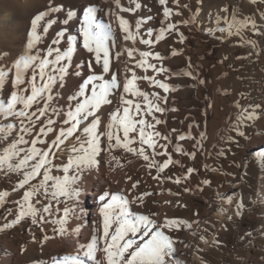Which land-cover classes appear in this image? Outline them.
<instances>
[{
	"label": "snow or ice",
	"instance_id": "1",
	"mask_svg": "<svg viewBox=\"0 0 264 264\" xmlns=\"http://www.w3.org/2000/svg\"><path fill=\"white\" fill-rule=\"evenodd\" d=\"M106 2L114 4L121 12H135L141 8V4L136 3L135 0H129L130 4H135V8L122 7L121 0H106ZM173 2L183 8L189 7L187 4L180 5V0ZM200 2L201 0H197L198 4ZM250 2L257 4V0ZM167 3L168 0H159L162 6ZM260 3H264V0H260ZM95 5L96 0H89L88 6L83 7V19L79 26V35L83 38L82 47L91 54V58L83 65H75L77 70L74 75L81 77L82 83L78 85V91L68 98V103L63 108L58 104L59 97L54 91V86L57 85V81H64L69 74L73 54L77 51V36L66 35L71 27L70 22H75L74 17L77 16V12L70 9L64 0H48L45 9L28 17L29 28L25 32V43L15 57L7 52L0 53V90L8 93L0 99V171H4L6 175L16 174L15 187L11 191L20 190L22 193L16 201L17 212H9L10 215L14 214L15 218L4 223L0 231L30 220L31 224L41 226L42 232L43 225L51 224L56 235L63 236L67 231L65 225L69 209L66 207L63 216L56 218L53 201L59 204L60 198H65V201L71 199L79 203L77 198L81 195L79 183L82 177L85 173L102 166L105 155L109 157V167L112 161L118 163V157L112 154L115 149L142 157L143 161L148 162V168H155L158 173H164L170 165L176 163L170 156L163 163L157 159L159 156L168 155V137L156 130V126L163 121L155 115L164 114L168 110L165 106L167 96L154 92L150 98L149 94L141 91L136 83L138 80H147L163 93L176 91L174 85L157 78L167 76L169 69L149 62L150 57H154L157 61L163 60L164 57L159 52H139L140 59L137 66L145 72L151 70L154 76L137 77L135 73L131 78L125 76L120 93L121 85L116 74H112L110 78L105 77V74L110 72L109 41L114 47L116 38L110 23L98 19V13L103 12L104 9ZM221 12L224 15L218 13L215 16L217 24L215 31L211 27L202 28L209 36H215L220 40L239 36L243 40V34L248 30L264 37V25L258 26L255 15L244 16L241 19L239 9L232 8L229 17L228 6L222 8ZM108 14H113L111 9ZM180 14V11L175 12V15ZM172 15L171 8L163 7L164 20L161 21V27L156 32L155 42L164 40L166 33L176 32L179 34V42L183 44L185 36L179 32L178 25L199 27L202 23L199 19V8L192 12L189 18L178 23L170 21ZM116 19L119 21L120 29L125 33L123 39L135 41L136 36L130 31L129 22L119 15H116ZM152 19V16L147 17V20ZM259 19L264 20V11L260 13ZM221 21L224 26H220ZM142 23L146 21H136L137 32ZM57 25H62L63 29L55 30L54 38L45 52L42 47L43 37L48 36L50 30H54ZM217 32L221 35L216 36ZM153 33L154 30L148 28L146 35L150 38L142 39L141 43L147 46L153 45L154 40L151 39ZM245 43L253 48L258 47L256 40H248ZM133 51L132 49L127 51L128 57L133 56ZM121 54L116 52L115 57L118 59ZM177 54L176 51L171 53L172 56ZM82 67L88 70L86 77L79 70ZM96 67H99V73L96 72ZM176 75L198 79L194 76L191 65L188 70ZM199 83L204 84L205 81L199 80ZM126 95L136 99L126 98ZM104 106H111V110L105 113ZM236 107L240 109V113L231 131L236 137L248 139L246 129L264 120V108L260 104L250 103L243 106L239 102H236ZM105 115L108 116L106 126L102 119ZM49 133H52L53 137L50 142L41 138L47 137ZM204 135L200 133L201 140ZM70 139L72 141L70 147L62 148L61 145H65ZM179 139L185 140L186 136L180 135ZM228 139L238 143L235 137L230 136ZM26 145L30 146L25 147ZM175 151L183 155L193 157L195 155L184 152L179 146ZM65 152L68 153L66 162ZM253 157L258 168L264 170V149L255 152ZM54 160L56 163L53 162ZM53 169L62 174H53ZM194 171V168H188L187 174L190 175ZM127 179L130 180L131 176ZM168 179L172 178L168 177ZM173 182L180 184L181 179L177 178ZM139 183V180L134 182L132 189H135ZM202 183L209 185L210 181L205 179ZM151 194L145 192L129 200L121 193H109L107 190L97 193L98 212L102 218L101 227L97 228L93 224L90 242L76 244V254H65L59 258L53 256L52 264H88L89 261L100 264L96 253L101 242H103L102 251L106 264H184L179 259L176 245L177 243L184 247L191 245L185 243L182 237L174 238L173 233L190 229L193 224L182 218H166L163 222H158L156 219L158 214L155 212L137 213L132 205H143L144 197ZM6 198H10L9 191H0V206L4 205ZM223 200L230 205L235 203L236 216L243 214L244 202H234L231 196ZM72 210L75 211V206ZM219 211L223 213L224 210L219 209ZM56 212H59L58 208ZM194 215L198 216V213L194 212ZM227 218L232 219L231 216ZM201 222H195L197 228ZM75 231L79 233L80 229L77 228ZM32 239L35 241L34 236ZM50 239L53 237L47 234L43 236L44 242ZM24 251L26 248L22 246L21 253ZM29 264L35 262L30 261Z\"/></svg>",
	"mask_w": 264,
	"mask_h": 264
},
{
	"label": "bare ground",
	"instance_id": "2",
	"mask_svg": "<svg viewBox=\"0 0 264 264\" xmlns=\"http://www.w3.org/2000/svg\"><path fill=\"white\" fill-rule=\"evenodd\" d=\"M47 1L48 0H5V2H9L12 5L11 9L0 16V53L7 52L10 53L12 57L16 56L20 47L24 44L25 32L29 28L28 17L33 13H37L39 9L46 7L45 3ZM135 2L141 4L140 9H137L135 12H121L119 9L115 8L114 4L106 2V0H96L95 6L104 9L103 12L98 13V19H103L106 23H110L116 38L114 47L112 46V42L109 41L110 72L105 74V77L110 78L112 74H116L118 83L121 85L119 92L122 93V85L125 82V76L131 78L133 73H135L137 77H142L144 75L150 77L154 76L151 70L145 72L142 68L137 66V62L140 59L139 52L150 49L149 51H153L154 53L159 52L161 56L164 57L161 61H157L154 57H150L149 62L157 63L158 66L169 69L167 76L157 78L163 79L170 85H174L177 89L176 91L163 93L161 89L147 80H138L136 83L137 87L141 91L148 93L150 98H152V93L154 92L167 96L165 106L168 110L164 114L156 113L155 115L163 121V123L156 126V130L168 137V155L159 156L157 159L160 163H163V161L170 156L176 163L170 165L164 173H158L155 171V168L149 169L147 166L148 162L143 161L142 157L131 153H124L120 149H115L112 154L118 157V163L112 161L111 167H109V157L105 155L102 166H98V169L85 173L82 177L79 184L83 192H81L79 198L81 203L85 205L81 207L80 211L83 210L82 215H85L84 219H86V211L90 210L89 206L98 205L97 193H102L105 190L109 191V193H116L117 187L112 186V182L116 180L115 170L120 167H123L121 168L123 174L127 172L128 176H131L130 194L126 195L129 200L145 192L152 193L144 197V202H150L151 204L155 203L146 213H151L150 209L154 211L157 207L163 210L165 208V203L167 204L169 201L170 205L176 200L179 204V200L183 201L181 200L183 196L178 195V198H173L172 196L174 194H170V197H168L166 193L164 196L162 195L165 188L164 180L171 177V175V178H173L174 175H179L182 186L187 187L190 194L197 193V191H201V189L204 190L206 185H204L202 181L205 179L209 181L211 179H216L220 184H223L225 181L228 184L227 187L213 192V197L201 216H195L193 218L185 209L174 210L171 213L172 215H169L170 217L168 216V219L182 218L193 224L192 228L183 230L180 235L174 234V238L182 237L185 243L191 245L190 247H184L182 244L177 243L176 247L179 250V259L183 261L184 264H204L201 254L210 252L215 240V232L211 236H206L207 228L213 226L216 233L222 232L228 221H234L238 217L235 215V203L230 205L225 202L223 198L231 196L234 202L242 201V196L250 193V187L247 182V170L258 168V165L254 162L253 154L264 149V120L257 122L256 126L246 129V135L249 137L248 139L244 137L237 138L236 134L231 131L240 113V109L236 107V102H239L243 106H247L250 103L260 104L262 108H264V50L261 48L263 47L264 49V37L258 35V47L253 48L250 44L245 43V41L254 40L250 36V34L254 32L245 30L243 40L239 36L229 37L224 40L218 39L226 47L213 48L210 46L211 42L204 41L202 34L209 35L206 34L202 28L211 27L215 31L217 27L215 16L218 13L224 15L221 9L225 6L229 7V17L231 16V9L238 8L241 14L239 18L242 19L244 16L255 15L258 26L264 25V20L259 19L260 13L264 11V5L261 9L259 8L260 0H257V4L255 5L252 4L250 0H201L199 4L197 0H180V5H189L188 8H183L174 3L173 0H168V3L164 6L160 5L159 0H157L156 7L160 8V15L155 17L153 13L148 12L149 10L145 6V0H135ZM64 3L70 9L77 12V16L74 17L75 22H70L71 27L66 33V35L71 34L77 36V51L73 54L72 66L69 68V73L71 75L77 70L75 68L76 64L83 65L91 58V54L83 49V38L79 35V26L83 19L82 9L88 6L89 0H64ZM121 6L135 8V4H130L129 0H121ZM165 6L171 8L173 11V15L170 17L172 23H178L183 19H187L197 8L200 9L199 19L202 23L199 27L196 25H191L189 27H185L183 24L178 25L179 32L183 33L185 36L183 44L179 42V34L176 32L172 34L166 33V38L164 40L155 42V35L158 31L155 27V19L157 18L161 25V21L164 20L163 7ZM109 9H111L113 14H108ZM176 11H180L181 14L175 15ZM116 15L123 16V18L129 22V29L136 36L135 41L123 39L125 33L120 29ZM149 16H152L153 19L147 20ZM137 20L146 21V23H142L138 32L135 28ZM167 22L168 21H165V23ZM220 26H224L223 21H221ZM148 28L154 30L153 37H151L154 43L151 46L141 43L142 39L150 38L146 35ZM62 29V25H57L54 30H50V34L43 37V45H45L48 38H54L55 30ZM142 31L144 32L142 33ZM215 35L220 36L221 34L217 32ZM209 37L215 38V36ZM191 41L193 44L190 46ZM129 49L134 50L132 57H128L127 55ZM173 51H176L178 54L172 56L171 53ZM116 52L122 53L118 59L115 57ZM191 52H194V57L191 56ZM81 55H84V57H81ZM181 64H183V67L178 68ZM190 65L194 76L198 77V79L176 75V73L188 70ZM79 70L86 77L88 74L87 68L82 67ZM95 70L97 73L100 71L99 67H96ZM203 74L205 75L204 79H202ZM74 77L77 83H82L81 77L70 76L69 78H65L64 81H60L57 84L61 86L60 93L63 92V89L65 90L70 86ZM199 80H204L205 83L200 84ZM205 85L211 90V105L204 103L202 95L198 96ZM190 92L194 94L191 98H188L187 95ZM6 95L7 94L3 92L0 99H3ZM126 98L136 99L127 95ZM66 103H68V99L64 104L58 101V104L62 108ZM110 110L111 106H104L105 113H108ZM102 119L105 121L104 126H106L108 116L105 115ZM149 119H151V117H149ZM101 130H103V127ZM200 133L205 134L202 140ZM180 135H185L186 139L180 140ZM230 136L235 137L238 142L241 138H244L246 144L243 149H237L236 146L238 143L230 141L228 139ZM27 138L28 137H26V139ZM41 138L50 142L53 138L52 133H49L47 137L42 136ZM71 142L70 139L65 142V145H61V147H70ZM160 143L166 142L160 141ZM178 146L183 148L186 153H195L194 157L176 152L175 149ZM158 150L162 151V149ZM220 153L224 154L220 155ZM67 154L68 153L65 152V162ZM234 156H240L242 160V170H237V174L233 177L226 174V170L229 171L230 167L220 169L218 168V163L227 166L233 162ZM53 162L56 163L55 160ZM126 164L130 165V170L125 168ZM188 168H194L195 171L189 175L187 174ZM182 169L185 172L183 171V174H180ZM196 172L199 174L197 178ZM54 174L61 173H57L54 169ZM12 175L14 176V174ZM153 177L160 178L154 179ZM137 180H139L140 183L135 189H132V184ZM196 184L200 186V188L195 186ZM171 190L169 189V193ZM257 192L260 194V197L264 199V175L258 179ZM217 193H219V195H216ZM171 201L174 202L171 203ZM176 207L177 206H174L173 208ZM184 207L185 206H183V208ZM132 208L137 213L146 214L145 203L143 205H132ZM219 209H223V213H221ZM93 210L96 212L97 208ZM228 216H231L232 219L229 220L227 218ZM197 221H202L198 228L195 223ZM93 224L97 227L95 222L89 226L90 223L84 221L81 226L77 227L80 229L79 233L75 231L77 228L74 230L72 236L73 240H70L71 243L67 244V246L60 245L51 247L47 245L42 248L40 252L37 253V251H33L26 256H24V254L12 255L8 247L4 245L7 255L4 254V256H0V264H24L34 259H37L38 264H52L51 258L53 256L59 258L65 254H76V244L86 241L90 242ZM82 233L83 239L81 240L78 237ZM200 237H203V239H200ZM102 248L103 242L98 245L96 257L100 264H106ZM88 264H93V262L89 261Z\"/></svg>",
	"mask_w": 264,
	"mask_h": 264
},
{
	"label": "rangeland",
	"instance_id": "3",
	"mask_svg": "<svg viewBox=\"0 0 264 264\" xmlns=\"http://www.w3.org/2000/svg\"><path fill=\"white\" fill-rule=\"evenodd\" d=\"M2 2V3H1ZM8 3V4H6ZM48 1L45 3L47 5ZM5 4V5H4ZM11 5L9 2H5V0H0V16L6 13L9 9H11ZM157 0H145V6L148 8V12L153 13V16H159L160 15V8L156 7ZM260 9L264 5V3H260ZM41 8L39 10L45 9ZM38 10V11H39ZM147 12V13H148ZM155 27L159 29L161 27L160 21L156 18L155 19ZM144 31H142L143 33ZM250 36L258 42V35L253 33L250 34ZM202 37L204 41L211 42V47L213 48H224L226 47L220 40L211 38L205 34H202ZM53 38H48L46 40L45 45L42 47L45 49L50 44L51 40ZM25 43V39H24ZM193 44V42H190V46ZM41 47V46H38ZM262 50L263 47H261ZM150 49H146V51H149ZM191 56L194 57V52H191ZM81 57H84V55H81ZM183 67V64H181L178 68ZM70 76H75L74 74L70 73L65 77L69 78ZM205 78V75H202V79ZM60 81H57V84ZM7 83V81H6ZM80 83H77L75 77L73 81L71 82L70 86L63 89L60 93L61 86H54V91L58 94V101H60L62 104H64L67 99L74 95L78 91V85ZM0 90V97H2V93L8 94L7 92ZM193 92H190L187 97L191 98L193 96ZM202 95L204 98L205 104L211 105V90L205 85L201 89V93L198 94V96ZM204 105V104H203ZM239 138V137H237ZM51 141V140H50ZM246 144V140L244 138H241L238 142V145L236 146L237 149L241 150L243 149L244 145ZM30 145H26L25 147H28ZM40 145H38L39 147ZM130 164V163H128ZM126 164L125 168L130 170V165ZM242 160L240 159V156H234L233 162L231 164H228L227 166L221 165V163H218V168L225 169L227 167H230L229 171L226 170V174L229 176H235L237 173L236 171L242 170ZM195 166V162H194ZM123 167L117 168L115 170L116 177L114 180L115 182H112V186H116V193H121L123 195L130 194V180L127 179L128 173L126 172L123 174L121 171ZM156 172H158L155 169ZM183 169L180 171V174H183ZM185 172V171H184ZM122 173V174H120ZM54 174V169H53ZM62 174V173H61ZM123 175V177H122ZM198 173L196 172V178L198 177ZM264 175V170H260L259 168H251L247 170V182L249 184L250 190L249 194H245L242 196L243 200L242 202L245 203V209L243 211V214L241 216H238L234 221H228L226 223V226L224 227V230L222 232L215 231L214 227L210 226L206 230V236H211L215 232V240L213 242V247L210 252L208 253H202V259L204 264H264V199L260 197V194L257 192V182L258 179L261 178ZM9 176H11V179H9ZM172 177V175H171ZM179 178V175H174L172 179H165V188L162 192V195L164 196L165 193L168 197L169 195H173V198H178L179 196H183L180 201V204L177 203V200L171 201L173 203V207L177 206L176 208H173L172 205H170L167 202L165 203V208L162 210L159 207L154 209H150L151 213L155 212L157 213L156 219L158 222L164 221V219L168 218L169 215H172L171 213L174 210H186L189 215H191L193 218L196 216H201L202 213L207 209L208 203L213 197V192L221 189H225L227 187V183L224 181L223 184H220L216 179H211L210 184L206 185L204 190L197 191V193L190 194V192L185 191L187 187H183L182 184H175L173 181L175 179ZM197 180V179H196ZM15 181H16V174L14 176L9 173V175L5 174L4 171H0V191H9L10 198H6L5 203L3 206H0V227L3 226L4 223L10 222L12 219L15 218V215H10L9 212L12 213L17 212V205L16 201L21 196V191L17 190L16 192H12L11 189L15 187ZM120 181V182H119ZM198 182V180H197ZM198 184V183H197ZM197 184L195 186H197ZM80 187V184H79ZM200 188V186H197ZM172 188V190H171ZM169 189L171 190L169 193ZM81 192L82 189H81ZM169 194H168V193ZM259 194V195H258ZM61 202L59 204H56L55 201H53V212L56 218L63 216V210L67 207L69 209V215L67 217V224L65 225L67 231L63 236L56 235V233L53 231L54 226L51 224L43 225L44 231L42 232L40 230L41 226L33 225L31 224L30 220L26 222H22L20 225L14 226L11 229L0 231V256H4L5 249L4 245L8 247L9 252H11L12 255L17 254H24V256L28 255L30 252H40L42 248L48 246H67V244L71 243L73 240V232L74 230L81 226V224L86 221L90 223L89 226L92 225V223H96L97 227H101V221L102 218L99 215L98 207L99 205L92 206L90 205V210H87L86 212V219H84L85 215L81 214V207L84 206V203H81L80 198L78 197L79 203H76L75 201L68 199L65 201V198H60ZM145 203V213L149 208H151L155 203L150 202H144ZM83 204V205H82ZM157 204V203H156ZM180 205V206H179ZM75 206V211H73V207ZM87 206V205H86ZM166 206H171L166 207ZM183 206H186L183 208ZM59 209V212H56V209ZM97 208V211L94 212L93 209ZM173 208V209H171ZM171 209V210H170ZM171 212H170V211ZM195 213H198L197 215H194ZM90 213V215H89ZM169 213V214H168ZM148 214V213H146ZM170 217V216H169ZM163 218V219H162ZM170 219V218H169ZM96 220V221H95ZM182 232L179 233H173V235H180ZM47 234L49 236H52L53 239H50L46 242L43 241V236ZM35 237V241H33L32 237ZM81 240L83 239V233L78 237ZM71 240V241H70ZM7 244V245H6ZM43 245V246H42ZM25 247L26 251L21 253V247ZM27 253V254H26ZM7 255V254H5ZM34 261L35 264H38L37 259L30 260ZM26 262L24 264H29V262Z\"/></svg>",
	"mask_w": 264,
	"mask_h": 264
}]
</instances>
